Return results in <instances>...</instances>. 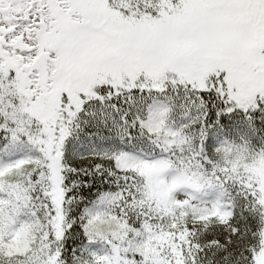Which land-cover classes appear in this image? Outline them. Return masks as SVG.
I'll return each mask as SVG.
<instances>
[{"label":"snow or ice","instance_id":"6c2138e0","mask_svg":"<svg viewBox=\"0 0 264 264\" xmlns=\"http://www.w3.org/2000/svg\"><path fill=\"white\" fill-rule=\"evenodd\" d=\"M0 264H264V0H0Z\"/></svg>","mask_w":264,"mask_h":264}]
</instances>
